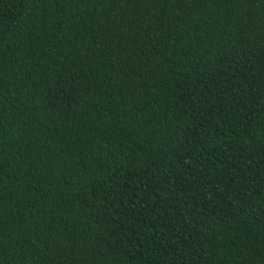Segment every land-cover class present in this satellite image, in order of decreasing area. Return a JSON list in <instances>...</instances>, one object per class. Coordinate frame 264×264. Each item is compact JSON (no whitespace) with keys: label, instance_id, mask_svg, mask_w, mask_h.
Wrapping results in <instances>:
<instances>
[{"label":"trees","instance_id":"trees-1","mask_svg":"<svg viewBox=\"0 0 264 264\" xmlns=\"http://www.w3.org/2000/svg\"><path fill=\"white\" fill-rule=\"evenodd\" d=\"M0 264H264V0H0Z\"/></svg>","mask_w":264,"mask_h":264}]
</instances>
